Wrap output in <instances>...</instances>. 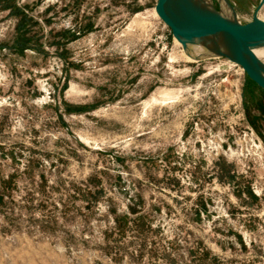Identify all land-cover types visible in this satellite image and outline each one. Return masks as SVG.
<instances>
[{
    "label": "rangeland",
    "instance_id": "374dc122",
    "mask_svg": "<svg viewBox=\"0 0 264 264\" xmlns=\"http://www.w3.org/2000/svg\"><path fill=\"white\" fill-rule=\"evenodd\" d=\"M156 1L0 0V264H264V90Z\"/></svg>",
    "mask_w": 264,
    "mask_h": 264
},
{
    "label": "water",
    "instance_id": "95a60500",
    "mask_svg": "<svg viewBox=\"0 0 264 264\" xmlns=\"http://www.w3.org/2000/svg\"><path fill=\"white\" fill-rule=\"evenodd\" d=\"M217 10L209 0H157L155 11L184 47L200 43L216 56L241 66L248 77L264 90V61L252 51L264 46V19L258 16L260 0L251 21L242 23Z\"/></svg>",
    "mask_w": 264,
    "mask_h": 264
},
{
    "label": "bare ground",
    "instance_id": "6f19581e",
    "mask_svg": "<svg viewBox=\"0 0 264 264\" xmlns=\"http://www.w3.org/2000/svg\"><path fill=\"white\" fill-rule=\"evenodd\" d=\"M218 2L221 4V7L223 8V13L231 16L232 10L229 7V5L227 4V2L225 0H218ZM191 44L188 45V47ZM199 46V45H197ZM264 47H260V48H256L252 51L253 55L256 56L257 58H259L260 60L264 61V49H262ZM207 53H211V50H209L208 48L202 46V47H195V49L193 48V50L190 52V57L191 59H195L197 57H199L202 54H207Z\"/></svg>",
    "mask_w": 264,
    "mask_h": 264
},
{
    "label": "trees",
    "instance_id": "16d2710c",
    "mask_svg": "<svg viewBox=\"0 0 264 264\" xmlns=\"http://www.w3.org/2000/svg\"><path fill=\"white\" fill-rule=\"evenodd\" d=\"M250 82L253 83V84H256V83H254V82L251 81V80H250ZM3 198H4L3 196L0 197V202H2Z\"/></svg>",
    "mask_w": 264,
    "mask_h": 264
}]
</instances>
